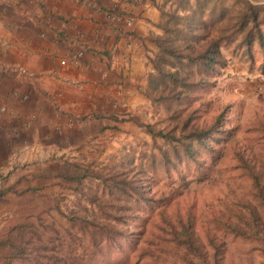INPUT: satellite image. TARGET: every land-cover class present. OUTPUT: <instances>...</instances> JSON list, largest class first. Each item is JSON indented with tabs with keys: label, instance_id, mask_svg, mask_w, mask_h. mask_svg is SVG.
<instances>
[{
	"label": "trees",
	"instance_id": "16d2710c",
	"mask_svg": "<svg viewBox=\"0 0 264 264\" xmlns=\"http://www.w3.org/2000/svg\"><path fill=\"white\" fill-rule=\"evenodd\" d=\"M233 1L241 4L238 10L226 0H163L160 4L151 0L159 9L155 26L160 31L138 35L146 58L142 74L145 83L139 91L152 103L164 107L161 118L167 120V125L156 127L140 122V127L153 138V145L140 153L138 164L133 157H124L122 170L103 171L89 163L65 158L55 173L48 168L32 172V178L56 176L63 188L74 193L83 192L85 180L95 178L104 190L118 192V196L102 199L99 195H88L106 215L104 218L90 217L84 211L65 212L57 200L45 196L34 209L35 218L26 216L12 223L0 236L3 264H12L18 258L30 264H120L117 260H127L125 248L134 243L131 229L123 224L144 220L154 213L157 220L151 221L146 244L138 252L139 257L147 258L146 264H223L225 246L218 230L257 240L264 252V226L253 207L248 208V215L237 213L238 220L214 212L206 222L200 219L203 213L200 217L195 213L193 202L170 213L165 207L170 195L187 194L192 183L209 176L210 166L221 155L219 149L214 152L212 141H219L223 134L226 142L234 140L235 127L228 126L224 113L227 106L213 111L208 118L200 112L206 105L204 91L216 84L231 60L222 48H227L231 57L247 60L252 68L255 65L252 46L257 43L262 60L256 66L264 75V4ZM83 116L84 133H88L87 117ZM92 116L94 135L117 128V122L125 120L114 112L107 115L102 109L94 110ZM157 137L163 139L162 143ZM200 152L205 156L200 158ZM238 157L243 166L251 169L256 196L264 206V182L252 170L244 152H238ZM144 179L152 183H145ZM21 181L22 177H18L1 187L0 195L9 190L37 191L34 184L18 189ZM156 184L162 189L158 186L153 189ZM108 204H112L111 209ZM122 206L125 208L121 209ZM49 208L65 217L66 226L55 225Z\"/></svg>",
	"mask_w": 264,
	"mask_h": 264
},
{
	"label": "rangeland",
	"instance_id": "374dc122",
	"mask_svg": "<svg viewBox=\"0 0 264 264\" xmlns=\"http://www.w3.org/2000/svg\"><path fill=\"white\" fill-rule=\"evenodd\" d=\"M160 4L163 0H156ZM193 0H190L192 2ZM232 8L238 10L239 5L233 0ZM258 2L260 0H251ZM159 10V9H158ZM156 27V26H155ZM264 27V26H263ZM158 31L160 29L156 27ZM223 53L230 58L226 66V72L217 77L216 84L204 91L202 95L206 105L200 110L202 117H210L214 112L227 106L224 113L227 116L228 126L235 127L234 140L226 142V134L221 135L219 141H212L214 152L219 149L221 153L217 162L210 166L209 176L202 181L192 183L188 193L175 192L166 200L165 207L168 213L176 207H184L186 203L193 202L195 213L203 215L202 222L206 218L217 213L223 217L238 220L237 213H248V208L253 207L260 214L264 226V206L256 196V187L253 184L251 169L241 164L238 152H244L250 162L252 170L257 173L264 182V75L259 73L256 66L262 60V52L254 42L252 50L255 56V65L249 68L247 60L239 59V56L231 57L227 48H222ZM145 83V82H144ZM141 101L133 104L114 103L110 107L118 117L125 120L117 122V128L92 134L89 137L81 135L68 139L67 143L51 145L40 143L37 140L32 153H0V188L5 187L18 177H22L21 184L17 188L34 184L37 191H24L17 193L7 191L0 195V236L14 222L27 217L35 218L36 205L40 204L44 197L57 200L60 208L65 212H85L90 217L104 218L106 215L97 207L96 201H91L88 195H99L102 199H116L118 192L104 190L102 183L95 178H88L83 184V192L74 193L63 188L58 183L56 176L32 178L31 173L48 168L52 173L57 171L61 160L68 158L89 163L101 168L124 169L122 159L131 156L135 163L140 162V153L148 150L153 145V138L139 125L140 122H148L156 127L166 126L167 120L162 117L164 107L152 103L146 96L140 93ZM70 125V124H69ZM59 129V128H57ZM56 141L59 138H54ZM162 143V138H156ZM69 142H71L69 144ZM164 143V142H163ZM40 144V145H39ZM164 146L166 144L164 143ZM204 157L203 152L199 153ZM208 158V164H209ZM145 183H152L142 180ZM161 185H154L153 189ZM32 197V200L30 198ZM112 204L107 207L111 209ZM122 206L121 209H124ZM55 219V225L66 226L65 217L54 208H49ZM47 213V212H46ZM112 219V218H109ZM157 220V215H148L144 220L135 219L124 226L131 229L134 243L125 248L127 260H117L120 264H146L147 258L139 257L138 252L143 244H146L145 236L149 233L151 221ZM225 246L223 264H264V252L260 248L259 241L217 231ZM198 234L202 238L200 228ZM88 239L85 238V241ZM78 243H75L77 245ZM36 262V261H35ZM34 263V262H32ZM0 264L3 262L0 261ZM12 264H30L23 258L15 259ZM35 264H38L36 262Z\"/></svg>",
	"mask_w": 264,
	"mask_h": 264
},
{
	"label": "crops",
	"instance_id": "0c3cea01",
	"mask_svg": "<svg viewBox=\"0 0 264 264\" xmlns=\"http://www.w3.org/2000/svg\"><path fill=\"white\" fill-rule=\"evenodd\" d=\"M158 17L151 0H0V153L89 137L94 110L109 115L111 104L141 101L138 35L158 32Z\"/></svg>",
	"mask_w": 264,
	"mask_h": 264
},
{
	"label": "built area",
	"instance_id": "2783aa9c",
	"mask_svg": "<svg viewBox=\"0 0 264 264\" xmlns=\"http://www.w3.org/2000/svg\"><path fill=\"white\" fill-rule=\"evenodd\" d=\"M112 17H113V19H119V18H120V14H117V13L114 12V13L112 14ZM129 20H130V19H129ZM129 20H128V22H129ZM83 54H84V51H82V50H78V51L74 52V53L71 55V61L75 62V61L79 60V58H80ZM0 110H1V111H6V106L2 105V106L0 107Z\"/></svg>",
	"mask_w": 264,
	"mask_h": 264
}]
</instances>
